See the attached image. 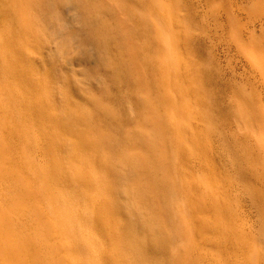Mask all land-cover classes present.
<instances>
[{"label": "rangeland", "instance_id": "1", "mask_svg": "<svg viewBox=\"0 0 264 264\" xmlns=\"http://www.w3.org/2000/svg\"><path fill=\"white\" fill-rule=\"evenodd\" d=\"M261 7L262 0H151L150 6L146 5V0H0V157H3L0 159V168L9 169L14 166L16 171L21 169L20 178L30 184L33 190L42 192L46 190L45 187L50 186L54 188V193L66 197V201L69 200L71 192V177L68 175L73 173V178L77 176L75 179L84 176L83 179H77L84 183L83 181H87L85 175L89 173L90 179L84 189L92 196H102L99 199H102L104 205L107 200L111 201V208L107 203L108 208L105 205V209H109L106 210L107 221L112 224L107 222V226H118L116 229L119 228L118 231L123 236L125 234L123 248H127L130 256L141 257V264H152L154 262L150 259L161 260L169 257L179 259L181 264H225L226 259L230 261L234 256L233 260L237 258L238 262L231 260L233 264H263L264 220L261 217V204L246 213L242 205L244 202L250 203L248 195L244 198L230 190L227 195H222L221 192L217 196L220 200L225 199L220 208L225 214L218 209L217 212L224 215L217 213V219L213 217L212 224L204 222L202 226L195 222L194 213L190 211V215V212H185L181 205V166H185L188 160L187 150L190 151V147L185 149L182 144H185V141L186 145L191 146L199 143V153L205 158L207 155L208 160L211 153L208 164L214 165L212 158L215 157V147L218 143L217 137L213 136L219 129H223L229 136L232 134L231 137L239 136L238 138L243 140L248 150L244 158L245 161L248 159L246 164L249 167L252 164L253 169L258 167L254 170L258 172V177H261L259 185H264L259 155L262 137L259 80L261 56L258 51ZM116 55L120 57L117 60ZM69 77L72 80L70 88L61 89L59 94L51 95L46 101L30 102L34 88L40 81L54 88L62 82H67ZM194 88L195 90H192ZM238 94L244 97L246 103L233 107V98ZM213 101L216 102L215 105ZM192 111L198 118L189 113ZM204 111L210 112V115L206 116ZM201 112L206 117H203ZM181 114L187 116V119L184 120ZM198 120H203L199 126ZM209 120L211 124L213 122L214 127L209 124ZM181 122L187 125L183 126ZM193 123L194 126L197 125V129L191 127ZM204 123L209 124L211 132L206 131L208 127L203 126ZM181 124L182 128L186 127L184 133L191 130L188 129L191 127L192 134H198L196 131H199V135L192 137L190 131L184 134ZM181 132L191 140L187 138L182 142L185 137L183 138ZM205 136L211 138L207 139ZM203 139L208 144L203 142ZM210 140L213 142H208ZM206 146H210L209 151H215L207 153ZM116 154L117 157H114ZM94 159L107 163L116 162L118 172H127V177L123 178L121 175L116 178L104 171L98 173L94 183L93 168L89 169L85 165ZM5 160L11 167L4 164ZM215 162L216 165L217 160ZM222 162L217 165L220 169ZM226 163L223 162L224 169H228L225 167ZM3 175L5 174H0L1 177ZM3 178L0 179V190L3 187ZM222 178L224 180V177ZM158 180L162 181L166 192L170 193L167 208L169 214L165 208L169 219L164 220L168 223L167 227H170L167 232L171 237L167 236L166 230L165 235L162 234L163 239H167L164 254L159 250L158 254L150 249L151 237L149 239L146 232H141L142 236L138 232L139 235L136 236L135 231H140V227L133 228L125 223L123 214L115 206L126 196L133 199L135 206L141 212L147 213L148 218H159L161 215L152 210L165 207L161 202L164 198L162 192L156 186ZM116 182L121 186L120 192L125 190L128 194H115L113 191ZM10 185L7 183V186ZM259 185L254 184V180L249 181V186L262 191L264 186L261 188ZM145 193L149 201L145 200ZM234 194L236 198L233 197ZM155 195L161 196V199ZM156 197L158 200L154 199ZM237 197L239 200L236 202H244L240 206L237 203L239 210L235 211V204L231 202L236 203L234 201ZM65 200L62 207L65 213L60 210L58 215L66 216L67 219V216L72 214V203ZM154 203L156 206L152 205ZM224 205L229 209L224 208ZM238 214L242 215L244 226L240 225L243 222ZM223 216L230 221L225 219L222 223L227 222V226L220 223L221 227L217 223L224 220H219ZM245 221L255 230L252 227L249 230V226L244 229L247 224ZM83 223H79L81 228L78 226V231H83H79L81 244L92 248L95 246L93 231L88 223ZM213 225L216 229L210 228ZM224 228L227 231L229 229V235H226ZM199 229L204 232L202 238ZM70 231L66 235H71ZM158 232L156 231V234H159ZM205 232L210 235L207 236ZM220 235H225L224 239ZM228 236L231 244L229 240H225ZM136 241L143 242L142 251L137 250ZM125 244L127 246H124ZM229 245L239 248L235 249ZM250 245L251 249H247ZM258 249L262 250L259 252ZM86 251L85 249L84 256ZM123 254L120 257L126 259Z\"/></svg>", "mask_w": 264, "mask_h": 264}, {"label": "bare ground", "instance_id": "2", "mask_svg": "<svg viewBox=\"0 0 264 264\" xmlns=\"http://www.w3.org/2000/svg\"><path fill=\"white\" fill-rule=\"evenodd\" d=\"M28 1V0H27ZM20 17V16H19ZM260 21V20H259ZM260 42H261V39L262 37H264V0H262V7H261V23H260ZM86 41V40H85ZM181 41V40H180ZM182 45V44H181ZM114 55V54H113ZM117 58H120V57H117L116 55V60ZM188 58V57H187ZM110 60V59H109ZM115 60V61H116ZM120 60V59H118ZM119 62V61H118ZM114 64V63H113ZM247 64V63H246ZM183 66V64H182ZM115 67V66H114ZM187 67V66H186ZM117 68V67H116ZM189 68V67H188ZM187 69V68H186ZM184 71V68L183 70ZM118 72V71H117ZM195 73V72H194ZM182 74V73H181ZM193 74V73H192ZM121 75V74H120ZM190 75V74H188ZM194 75V74H193ZM229 75V74H228ZM192 76V75H191ZM121 77V76H120ZM118 76V78H120ZM220 77V76H219ZM122 78V77H121ZM121 80V79H120ZM124 80V79H123ZM194 80V79H193ZM209 80V79H208ZM219 80V78L217 79V81ZM259 80H260V122H261V130H262V137L260 139V151H259V155H260V159H261V173L262 175H264V60H262L261 58V62H260V77H259ZM226 81V80H225ZM190 82V81H189ZM197 82V81H196ZM119 83V81H118ZM125 83V82H124ZM221 83V82H219ZM225 82L223 81L222 83V86ZM121 84V82H120ZM186 84V83H185ZM193 87H194V84H192ZM198 85V84H197ZM214 85V84H213ZM259 85V84H258ZM196 86V85H195ZM191 87V88H193ZM224 87V86H223ZM198 88V87H197ZM202 88V87H201ZM215 89V87H214ZM216 89H218L216 87ZM225 89V88H224ZM192 90H195L192 89ZM222 90V89H221ZM217 91V90H216ZM219 91V90H218ZM214 93V92H213ZM216 93V92H215ZM194 94V93H193ZM204 94V93H203ZM217 94V93H216ZM198 95V94H197ZM196 95V96H197ZM200 96V95H199ZM215 96H218V95H215ZM213 95V97H215ZM194 99V98H193ZM192 99V100H193ZM216 100V99H215ZM222 100V99H221ZM122 101V100H121ZM195 102V101H194ZM214 102V101H213ZM23 103V102H22ZM126 103V102H125ZM203 103V102H202ZM216 102H214V105H215ZM225 103V102H224ZM194 104V103H193ZM21 105V104H20ZM212 107H213V104H211ZM125 106V105H124ZM217 106V105H216ZM214 106V107H216ZM222 106V105H221ZM131 107V106H130ZM182 107V105H181ZM185 107V106H184ZM183 107V108H184ZM190 107V105L188 106V108ZM210 107V106H209ZM27 108V107H26ZM30 108V107H29ZM200 108V107H199ZM211 108V107H210ZM220 108V107H219ZM218 108V109H219ZM191 110V108H189ZM208 109V108H207ZM216 109V108H215ZM3 110V109H1ZM131 110V108H130ZM182 110V109H181ZM196 110V109H195ZM202 110V109H201ZM210 110V109H209ZM208 110V111H209ZM214 110V109H212ZM34 111V110H33ZM36 111V110H35ZM185 111V110H184ZM189 111V110H188ZM203 111V110H202ZM206 111V110H205ZM204 111V113H205ZM131 112V111H129ZM186 112V111H185ZM196 112V111H195ZM194 112V113H195ZM198 112V110H197ZM220 112V111H219ZM128 113V112H127ZM132 113V112H131ZM130 113V114H131ZM190 114H192V116H194L193 114V111L192 112H189ZM188 113V115H189ZM226 113V112H225ZM224 113V114H225ZM233 113V112H232ZM199 114V113H197ZM206 116L210 115V112H207L205 113ZM208 114V115H207ZM229 114V113H228ZM184 115V114H183ZM201 115H203V113L201 112ZM226 115V114H225ZM190 116V115H189ZM191 116V117H192ZM200 116V115H198ZM203 115V117H206ZM230 116V115H229ZM235 116V115H234ZM181 117L184 119L186 118L187 119V116H182L181 114ZM202 117V116H201ZM193 118V117H192ZM194 118H198L196 116H194ZM226 118V117H225ZM184 119V120H186ZM216 119V118H214ZM230 119V118H229ZM236 119V118H235ZM182 120V119H181ZM190 121V119H188ZM186 121L189 122V121ZM223 120V118H222ZM194 120H191L190 122H192ZM202 121V122H201ZM198 120L197 122L199 123L198 126L203 123V120ZM230 121V120H228ZM195 122V121H194ZM206 122V121H205ZM209 124H211L210 120L208 121ZM224 122V121H223ZM182 124H184L185 122H181ZM228 123V122H227ZM239 123V122H238ZM182 124H181V128H182ZM188 124V123H187ZM186 124V125H187ZM190 124V123H189ZM188 124V125H189ZM195 123H193V126L191 125V127H196L197 129V125L194 126ZM206 123L203 124V126L205 125L206 127H208V125ZM213 124V122H212ZM211 124V126H212ZM229 124V123H228ZM227 124V125H228ZM234 125V123H232ZM185 124L183 126H186ZM222 125V124H221ZM160 126V125H159ZM225 126V125H224ZM231 126V125H230ZM189 128L188 129H191L189 130L190 132L193 131L192 129L193 128ZM214 127V126H212ZM228 127V126H227ZM227 127H225L227 129ZM232 127V126H231ZM245 127V126H244ZM7 128V127H6ZM30 128V127H29ZM204 128V127H202ZM201 128V130H202ZM194 129V132L195 130ZM200 129V128H198ZM206 129V128H205ZM213 129H216V128H212ZM186 130V127L185 128H182L181 131L184 133V131ZM189 131L185 132L184 134H187ZM208 132H211V129L209 131V127H208V130H206ZM215 131V130H214ZM181 132V133H182ZM189 132V133H190ZM198 132V134L196 133L195 135L192 134L193 132H191V134L193 135L192 137H196L197 135H199V131H196ZM240 132V131H239ZM45 133V132H44ZM183 133H182V136H183ZM206 133V132H205ZM204 133V134H205ZM215 136H213L214 138H216V143H218V145L215 147L216 149V152H215V157L212 158L214 160V165L211 164H208V162H210V158H211V153H213V151L215 150H212V151H209V147L206 146L208 148L207 150V153L209 151L210 153V158L209 160L207 159V155H206V158L204 156H202L201 152L199 153V150H197L198 148L200 149V147H197V146H200L198 145L199 143H197V145H195L196 143H193V145H189L187 144L186 145V141H185V144L183 143L182 145H184L183 147H190V151H188L189 149L188 148H185V149H188L187 150V153H188V156L186 158H188L185 166H181L182 167V171H181V205H182V208L185 212L189 213L190 211L194 213V217H195V222H198L201 226L204 224V222L206 223H209V224H212L211 221H213V217H216L215 215H220L224 212H222L220 210L221 208V204L225 201V199H221L218 198L217 194L221 193L222 192V195H224L223 193H226L227 195V191L230 190V192H235V194H240L241 196H245V195H248V199L250 200L249 204L248 202H244L245 204H240L242 205L244 211L246 213H248L250 211L251 208H255L258 207V205L260 204V197H261V190L257 187H251L249 186V181H252L254 180V184H258L260 183L261 181V177H258L259 174H257L255 172V168L253 169V166L252 164L250 165V167L246 164V162L248 161H245L244 158H246V152L248 151L245 147V143L243 142V140H241L240 138H238L237 136H234L231 137L232 134L227 135V133L223 130V129H219L217 130V132H215ZM214 134V133H213ZM244 134V133H243ZM190 135V134H189ZM210 135H212V133H210ZM242 135V134H241ZM186 135L183 136V138L185 137ZM201 136V134H200ZM206 136H207V133H206ZM205 136V138H207ZM244 136V135H243ZM9 137V136H8ZM191 137V136H190ZM199 137V136H198ZM211 138V136H209ZM209 137L207 139H209ZM242 137V136H241ZM186 138V139H185ZM184 139H182L181 137V141L183 142L184 140H187V138L189 137H185ZM201 137H199L200 139ZM9 139V138H8ZM191 140V138H189ZM196 139V138H194ZM204 140V139H203ZM215 140V139H214ZM250 140V139H248ZM199 141V140H198ZM11 142V141H10ZM53 142V141H52ZM181 142V143H182ZM197 142V141H196ZM205 142V140L203 141ZM207 142V141H206ZM205 142V143H206ZM208 142H213V140H210ZM215 142V141H214ZM246 142V141H245ZM58 143V142H57ZM189 143L191 144V142L189 141ZM160 144V143H158ZM201 144V143H200ZM208 144V143H206ZM204 144V145H206ZM212 144V143H210ZM214 146V145H213ZM182 147V146H181ZM150 148V147H149ZM196 148V149H195ZM206 148V149H207ZM1 149V148H0ZM10 149V148H9ZM204 148L202 147V150ZM133 150V149H132ZM201 150V151H202ZM250 150V149H249ZM51 151V150H50ZM115 151V150H114ZM122 151V150H121ZM134 151V150H133ZM180 151V150H179ZM186 150H184V153H185ZM251 151V150H250ZM123 152V151H122ZM117 153V152H116ZM204 152V154H207ZM52 154V153H51ZM253 154V153H252ZM255 154V153H254ZM1 155V154H0ZM49 155V154H48ZM133 155V154H132ZM209 156V154H208ZM214 156V155H212ZM250 156V154H249ZM54 157V156H53ZM62 157V156H61ZM114 157H117V154L116 156ZM182 157V156H181ZM3 158V157H0V159ZM251 158V156H250ZM249 158V159H250ZM255 158V157H254ZM253 158V160L255 161V159ZM124 159V158H123ZM123 159H120V160H123ZM126 159V158H125ZM164 159V158H163ZM61 160V159H60ZM118 160V158L116 159V161ZM120 160L118 161V163L120 162ZM186 160V159H185ZM217 160V164L215 165V161ZM54 161V160H52ZM93 162L89 161V163H86L85 165L87 167H89V169H92L93 168V175H92V178L94 179V183H95V180L98 178V173L99 172H108L109 174H111L112 176H115L116 178L120 177H123V178H126L127 176V172H124V173H120L118 172V170L116 169V162H109L107 163L106 161L104 160H98V159H94L92 160ZM109 161V160H108ZM112 161V160H111ZM115 161V160H113ZM130 161V160H129ZM224 162L226 163V168L228 167V169H224L223 166V162H222V166H221V170L219 167H217V165L219 164V162ZM44 162V161H43ZM66 162V161H65ZM213 162V161H212ZM251 162V160H250ZM260 162V161H259ZM1 163V162H0ZM16 163V162H15ZM41 163V162H40ZM54 163V162H53ZM68 163V162H67ZM182 163V161H181ZM5 164V163H4ZM64 164V163H63ZM84 164V163H83ZM127 164V163H126ZM3 165V164H1ZM121 165V164H120ZM137 165V164H136ZM182 165V164H181ZM10 166V165H9ZM8 166V167H9ZM59 166V165H58ZM66 166V165H65ZM71 166V165H70ZM68 166V167H70ZM81 166V165H80ZM79 166V167H80ZM219 166V165H218ZM11 167V166H10ZM14 167V166H13ZM6 168V169H1L0 168V172L1 170L3 172H1L0 174H5L3 175V177L0 176V179L3 178V180H1V182H3V187H1L2 189L0 190V264H9V262H15V261H29V260H36V261H39V264H99V261L101 260V250H102V247L104 245V237L105 235L108 233V229L110 227L107 226L108 223H101V222H98V219L96 217V215L93 213V212H90L88 211V208L89 207V201H100L102 202V199H99L101 197H97V196H92L86 189H84V186L86 185V183L89 182V173L86 172L89 174L85 175L87 176L86 177V180L87 181H83L84 183H81L79 180V177H81V179L85 178L83 176H78V180L75 179L77 176H75L74 178L72 177V175L70 176V174L68 175L70 180H71V192H70V197H69V203L71 201L72 203V212H70L71 215H69V217L67 216V219L65 217H62L61 215H58L59 214V211L60 210H63L64 212V209L62 207H64V198L66 197H63V196H60L59 194H56L54 193V188L53 187H50V186H47L45 187L43 184L42 186L45 187V191L41 190L42 192H38L33 190L31 187L30 184H26L24 179L23 178H20L19 176V173L20 171H22L21 169H17L18 171H16V168ZM17 167V166H16ZM60 167V166H59ZM118 167V166H117ZM20 168H23V167H20ZM67 168V167H66ZM81 168V167H80ZM79 168V169H80ZM121 168V167H120ZM147 168V167H146ZM258 168V167H257ZM256 168V169H257ZM25 170V166L23 168ZM44 169V168H43ZM82 169V168H81ZM231 169V170H230ZM260 169V168H259ZM258 169V170H259ZM57 170V169H56ZM71 170V169H69ZM26 171V170H25ZM65 171V170H64ZM67 171V169H66ZM82 171V170H81ZM126 171V170H125ZM130 171V170H129ZM128 171V172H129ZM59 172V171H58ZM61 172V171H60ZM83 172V171H82ZM29 173V171H28ZM48 173V172H47ZM57 173V172H55ZM66 173V172H65ZM78 173V172H76ZM61 173H59L60 175ZM63 174V173H62ZM85 174V172L83 173ZM82 174V175H83ZM151 174V172H150ZM26 175L27 172H26ZM146 175V174H145ZM50 176V175H49ZM6 177V178H5ZM59 177V176H58ZM151 177V176H149ZM148 177V178H149ZM224 177V180L223 178ZM228 177V179L226 180V178ZM31 178V177H30ZM113 178V177H112ZM136 178V176H135ZM147 178V179H148ZM6 179V180H5ZM27 180H29V178H26ZM53 179V178H52ZM56 179V178H55ZM62 179V178H61ZM67 179V180H69ZM131 179V178H130ZM35 180V179H33ZM127 180V179H126ZM125 180V182H126ZM137 180V179H136ZM50 181V180H49ZM82 181V180H81ZM117 181V180H115ZM140 181V179H139ZM142 181V180H141ZM152 181V180H151ZM156 181V180H155ZM161 181V180H160ZM158 180V183L156 184V186L161 190L162 194L163 195V199L161 202L164 203V206L163 209H152V210H155V214H159L161 215L159 218L156 217V219L154 217H147V213H143L141 212L137 206H135V203L132 201L133 199L131 198H124V200L122 201H118L119 203H115L117 206V208L121 211V213L123 214V217L125 219V223L129 224V225H132L133 228L134 226H138L140 227V231H135V235H139L138 232L140 233L141 235V232H146L147 235L149 236V244H150V249L153 250L154 252L158 253V250L160 252H162V254H164L166 252V243H167V239L164 240L163 239V235H165V230L167 232L168 229H170L169 225L167 227V224L165 222L164 219H169V217H167V212L165 210V208L167 209L168 208V204H169V196H170V193L169 192H166L165 188L163 187V183L161 181ZM32 183V180L30 181ZM35 182V181H34ZM62 182V180H61ZM65 182V181H64ZM134 182V181H133ZM7 183L8 185L11 184L10 186H7ZM117 183V182H116ZM115 183V184H116ZM132 183V181H131ZM156 183V182H155ZM262 183V182H261ZM97 184V183H96ZM134 184V183H133ZM140 184V183H139ZM143 184V183H142ZM37 185V184H36ZM41 185V184H39ZM69 185V184H68ZM89 185V184H88ZM109 185V184H108ZM263 185V184H262ZM261 184L259 185V187L261 186V188L264 186H262ZM7 186V187H6ZM33 186V185H32ZM52 186V185H51ZM126 185H124L125 187ZM135 186V185H134ZM138 186V185H137ZM136 186V187H137ZM143 187V185H141ZM217 186V187H216ZM63 187V186H61ZM67 187V186H66ZM70 187V186H69ZM95 187H98V186H95ZM121 186L119 185V187H117V185L115 186V190L113 192H115V194L118 195V192L119 194L120 193H123V194H128L127 191H121ZM129 189H130V186H128ZM133 187V186H132ZM154 187H155V184H154ZM157 187H155L154 189H156ZM35 188V187H34ZM38 188V187H37ZM100 188V186L98 187ZM102 188V187H101ZM126 188V187H125ZM125 188H122V189H125ZM147 188V187H145ZM150 188V187H149ZM153 188V187H152ZM10 189V190H9ZM138 189V187H137ZM57 190V189H56ZM60 190V188H59ZM131 190V189H130ZM142 190V189H140ZM144 190V189H143ZM160 190H159V194H160ZM168 190V188H167ZM217 190V191H216ZM70 191V190H69ZM92 191V190H91ZM136 191V190H135ZM153 191V190H152ZM57 192V191H56ZM112 192V193H113ZM139 192V191H138ZM131 193V191H130ZM129 193V194H130ZM229 193V192H228ZM136 194V193H135ZM138 194V193H137ZM146 194V193H145ZM149 194V192H148ZM235 197L236 198V196ZM236 194V195H237ZM134 195V194H133ZM139 195V194H138ZM150 195V194H149ZM153 195V194H152ZM229 195V194H228ZM68 196V195H67ZM131 196V194H130ZM157 196L158 198L161 197V196H158V195H155ZM146 196H145V200L147 199ZM154 198L155 200L157 199ZM227 197V196H226ZM242 197V198H243ZM137 198V197H136ZM149 198V197H148ZM229 197H227L228 199ZM232 198V196H231ZM234 198V199H235ZM245 198V197H244ZM243 198V199H244ZM247 198V197H246ZM161 199V198H159ZM242 199V200H243ZM144 200V201H145ZM149 201V199H147ZM152 200V198H151ZM158 200V199H157ZM236 200H239V197H237V199H235L234 202H236ZM245 200V199H244ZM66 201V200H65ZM66 201V202H68ZM65 202V203H66ZM104 202V201H103ZM110 202V203H109ZM108 200L106 201L107 205L110 207L112 204H111V201ZM143 202V201H141ZM140 202V203H141ZM105 203V205H106ZM139 203V201H138ZM149 203V202H148ZM159 203V201L157 202ZM163 203L162 206H163ZM227 203V202H225ZM224 203V204H225ZM238 202L236 203H232L231 204H235L232 205L235 208V211H237L236 209L239 210V207L237 208ZM111 204V205H110ZM230 204V202H229ZM237 204V206H236ZM239 204V206H240ZM106 205V206H107ZM149 205V204H147ZM152 205H155L156 204H152ZM228 205V204H227ZM227 205H224V208H228L229 207ZM70 206V204L68 205ZM105 206V208H106ZM107 206V208H108ZM146 206V205H144ZM227 206V207H225ZM71 207V206H70ZM149 207V206H147ZM241 207V209H242ZM111 208V207H110ZM116 208V207H115ZM116 208V210H117ZM150 208V207H149ZM154 208V206H153ZM162 208V207H161ZM145 209V208H144ZM222 212H217L219 210ZM233 209V207L231 208ZM242 209V210H243ZM69 210V208H68ZM107 210V209H106ZM109 210V209H108ZM107 210V211H108ZM150 210V209H149ZM234 210V209H233ZM168 211V214H169V210L167 209ZM227 211V210H226ZM231 211V210H229ZM241 211V210H240ZM252 211V210H251ZM261 211V210H260ZM191 212L189 213L190 215ZM65 213V212H64ZM233 213V211H232ZM235 213V212H234ZM241 212H239V214H241ZM154 214V211H152V215ZM225 214V213H224ZM222 214V215H224ZM238 214V215H239ZM245 214V213H243ZM65 215V214H64ZM149 215V214H148ZM235 215V214H234ZM237 215V216H238ZM248 215V214H247ZM186 218H188L187 215H184ZM191 216V217H193ZM227 216V215H226ZM244 216V215H243ZM81 217H84L85 219L82 220ZM230 217V215H229ZM239 217H241L242 219V215ZM239 217H237V219H239ZM86 218H88V220H86ZM90 218V219H89ZM217 219V217H216ZM224 219V220H222ZM227 220V217L223 216L221 217V219H219L221 222L217 223L219 226L220 223H222L223 221L225 222ZM249 219V217H248ZM82 220V221H81ZM86 220V221H85ZM218 220V221H219ZM244 219H242L241 222H243ZM247 221V219H245ZM77 221V222H76ZM193 221V220H191ZM230 221V220H229ZM227 220V222H229ZM245 221V222H246ZM258 221V220H257ZM6 222L8 224L11 225L12 229H13V232L15 234H17L19 236V238L21 239L22 241V250L20 249H17L15 247H11V248H5V245H4V239H5V235H6V231H5V226H6ZM82 222H84L83 224H87L88 223V226L91 227L92 229V236H93V239H94V245L92 248H86L84 247L82 244H81V240H80V232L81 230L78 231V226H80L79 223H81L82 225ZM165 222V224L163 223ZM217 222V221H215ZM226 222V223H227ZM237 222V220H236ZM256 222V220H255ZM118 222H116L117 224ZM192 223V222H191ZM225 223V224H226ZM234 223V222H233ZM240 223V222H238ZM248 224V222H246ZM111 224V223H109ZM108 224V225H109ZM224 224V223H222ZM224 224V225H225ZM229 224V223H228ZM245 225L244 229L246 228V226H249V230L251 229L252 226H250L249 224L248 225ZM255 224V223H254ZM262 224V223H261ZM112 225V224H111ZM126 225V224H125ZM187 225V224H186ZM193 225V223H192ZM217 225V226H218ZM237 225V224H236ZM240 225H243L244 226V222ZM114 228H115V224L113 225ZM112 226V227H113ZM185 226V225H184ZM196 226V225H195ZM216 226V227H217ZM227 226V225H225ZM233 226V225H231ZM83 227V226H82ZM118 227V226H117ZM116 227V228H117ZM128 227V226H127ZM222 227V226H221ZM239 227H242V226H239ZM262 227V226H261ZM81 228V226H80ZM132 228V230H133ZM203 228V231L204 230V227ZM210 228L212 229H216L215 228V225L210 226ZM218 228V227H217ZM228 228V227H227ZM254 229V227H252ZM84 229V228H83ZM82 229V230H83ZM90 229V228H89ZM90 229V230H91ZM139 229V228H138ZM219 229V228H218ZM227 232H229V229L228 231L226 230V228H224ZM243 229V227L241 228ZM247 229V230H248ZM72 232H71V231ZM119 230V228H118ZM123 230V229H121ZM127 229H125L126 231ZM198 230V229H197ZM232 230V229H231ZM255 230V229H254ZM71 232L72 234L71 235H66L68 232ZM125 231H121L122 233H126ZM134 231H132V233H134ZM156 231L159 233V234H156ZM202 231L201 229H199V232ZM206 231H208L206 229ZM212 231V230H211ZM210 231V232H211ZM219 231V230H218ZM217 231V232H218ZM245 231V230H243ZM252 231V230H251ZM251 231H248L251 232ZM83 232V231H81ZM209 232V231H208ZM223 232V231H222ZM253 232V231H252ZM85 233V232H84ZM82 233V234H84ZM142 233V234H143ZM202 233L204 232H200L201 234V238H202ZM207 233V232H205ZM225 233V232H224ZM231 233V232H230ZM234 234V232H232ZM231 233V234H232ZM243 233V232H242ZM245 234L246 231L244 232ZM257 233V232H256ZM263 233V232H262ZM156 234V236H155ZM208 234L210 235V233H207L206 235L208 236ZM216 234V233H214ZM213 234V235H214ZM245 234H243L245 237ZM264 234V233H263ZM136 235V236H137ZM158 235V236H157ZM171 234H168L167 232V236H170ZM212 235V236H213ZM226 235H229V233H227ZM241 235V234H240ZM249 235V234H248ZM251 235H253V233H251ZM68 236V237H67ZM87 236V235H86ZM142 236V235H141ZM146 236V237H148ZM180 236V235H179ZM218 236V234H217ZM221 236V235H220ZM231 236V235H230ZM264 236V235H263ZM124 237H125V234H124ZM171 237V236H170ZM222 239H224L223 237H225V235H222L221 236ZM221 237H218L219 239ZM227 237V236H226ZM233 237V236H232ZM236 235L234 236V239ZM260 237V236H259ZM70 238V240L68 239ZM128 239H130V237L128 236L127 237ZM134 238V236H133ZM207 238V237H206ZM211 238V237H210ZM217 238V239H218ZM249 236L247 237V240H248ZM254 237H252V240ZM263 238V237H262ZM172 239V238H171ZM209 239V237L207 238ZM213 239V238H212ZM216 239V240H217ZM229 236H228V239L225 238V240H229ZM233 239V238H232ZM241 239V238H240ZM125 240V239H124ZM148 240V238H147ZM170 240V239H169ZM179 240V239H178ZM245 240V239H244ZM246 240V241H247ZM251 241V238L249 239ZM256 240V238H255ZM70 241V242H69ZM203 241V240H202ZM207 241V240H206ZM204 241V242H206ZM263 241H264V238H263ZM171 242V241H170ZM228 242V241H227ZM230 244L232 243V241H230ZM238 242V241H237ZM245 242V241H244ZM137 245L136 247L138 248L137 250L138 251H141L140 247L138 246H143V242L142 241H136ZM169 243V242H168ZM226 243V241H225ZM87 244V243H86ZM131 244V243H130ZM200 244V243H199ZM207 244V243H206ZM234 244V243H233ZM242 244V243H240ZM244 244V243H243ZM250 244V242H249ZM259 244V243H258ZM248 245V244H247ZM86 246V245H85ZM124 246H127L126 244ZM165 246V247H164ZM229 246H232V245H229ZM236 246V244H235ZM260 246V245H259ZM245 247V246H244ZM248 247V246H246ZM148 248V247H147ZM164 248V249H163ZM232 248H235L232 246ZM232 248H229L231 249V251L233 252L234 249L232 250ZM239 248V247H238ZM238 248H235V249H238ZM242 248V247H240ZM261 248V247H260ZM264 248V246L262 247V249ZM85 249L87 250L86 251V254L84 256V253H85ZM126 251H125V254H123V256L126 257V259H129L130 262L134 261L135 264H138V263H142V258L141 257H138V255L136 257H133V256H130L129 253H128V250L127 248L125 247ZM247 249H251V245L247 248ZM262 249H258L259 252L262 250ZM264 250V249H263ZM149 251V250H148ZM237 250H235L236 252ZM245 251V250H244ZM243 251V252H244ZM253 251V250H252ZM152 254V252H150ZM169 253V251L167 250V254ZM238 253V252H237ZM252 253V252H251ZM250 253V255H251ZM159 254V253H158ZM161 254V253H160ZM206 254V253H205ZM232 254V253H231ZM244 254V253H243ZM247 254V252H246ZM248 254H249V250H248ZM247 254V255H248ZM253 254V253H252ZM262 254V253H261ZM260 254V255H261ZM234 255V253H233ZM249 255V256H250ZM179 256V255H178ZM181 256V255H180ZM241 256V255H240ZM244 256V255H242ZM264 256V255H263ZM124 257V258H125ZM164 257V256H163ZM237 257V256H236ZM262 257V256H261ZM117 258L119 259H123V257H120L118 256ZM160 258V257H159ZM165 258V257H164ZM180 258V257H178ZM204 258V257H203ZM229 258V257H228ZM235 258V256H234ZM233 258V259H234ZM241 258V257H240ZM239 258V261H241V258ZM248 258V256H247ZM246 258V259H247ZM125 259V260H126ZM181 259V258H180ZM205 259V258H204ZM231 259V260H233ZM249 259V258H248ZM263 259V258H262ZM152 260V264H181L179 263V259L176 260V259H173L172 257L170 258H166V259H161V260H155V259H150ZM230 260V261H231ZM236 262H238L237 258L235 259ZM233 260V261H235ZM259 260V259H258ZM246 261V260H245ZM232 262V261H231ZM244 263V261H242ZM260 262V261H259ZM264 262V259L262 261V263ZM234 262H232L231 264H233ZM132 264H134L132 262ZM148 264V263H146ZM220 264V263H219ZM235 264H239V263H235ZM246 264V263H245ZM260 264V263H259ZM264 264V263H263Z\"/></svg>", "mask_w": 264, "mask_h": 264}, {"label": "snow or ice", "instance_id": "3", "mask_svg": "<svg viewBox=\"0 0 264 264\" xmlns=\"http://www.w3.org/2000/svg\"><path fill=\"white\" fill-rule=\"evenodd\" d=\"M146 5H151V0H146ZM239 39V37H236ZM253 47H255L253 45ZM259 54L264 60V37H262L259 48H258ZM72 85L71 77H69V80L67 82H62L59 86H50L43 81H40L36 87L34 88V94L30 98L31 103H39L46 101L51 95L53 94H59L61 89H68ZM233 107L240 104L243 105L246 103L245 99L241 95H237L233 98ZM19 163V161H17ZM5 165L8 166V161L5 160ZM231 170V169H230ZM117 182V187H118ZM260 204H261V217L262 220H264V189L261 191V197H260ZM88 211L93 212L98 222L106 223L107 217H106V209L105 205L100 201H89V207ZM264 230V229H262ZM5 239H4V245L5 248H11L15 247L17 249L22 250V241L19 238L17 234L13 232V229L10 224L6 222L5 226ZM125 237L118 231L116 228H110L108 230V233L104 237V245L101 250V260L99 261V264H132V262L127 261L125 259H118V256H121L123 252L126 251L125 248H123V241ZM140 247L141 251L142 246ZM222 251V249H221ZM226 255V254H225ZM9 264H39V261L36 260H29V261H15V262H9ZM225 264H230V261L227 259L225 260Z\"/></svg>", "mask_w": 264, "mask_h": 264}]
</instances>
